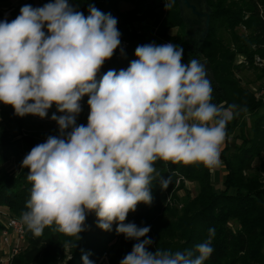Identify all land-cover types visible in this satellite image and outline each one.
<instances>
[{
	"label": "clouds",
	"instance_id": "obj_1",
	"mask_svg": "<svg viewBox=\"0 0 264 264\" xmlns=\"http://www.w3.org/2000/svg\"><path fill=\"white\" fill-rule=\"evenodd\" d=\"M87 16L69 0L26 4L0 20V104L17 117H48L58 127L21 162L31 184L21 222L35 236L55 225L68 235L96 227L135 241L119 264H205L215 230L191 249L150 251L149 226L125 223L138 204L152 202L157 160L219 164L227 124L236 105L212 102L206 65L182 62L171 42L139 45L127 68L100 69L121 44L117 18L88 4ZM123 55V49H120ZM87 96L86 124H77ZM61 113V115H57ZM142 237H147L141 239ZM83 253L82 264H94Z\"/></svg>",
	"mask_w": 264,
	"mask_h": 264
},
{
	"label": "trees",
	"instance_id": "obj_2",
	"mask_svg": "<svg viewBox=\"0 0 264 264\" xmlns=\"http://www.w3.org/2000/svg\"><path fill=\"white\" fill-rule=\"evenodd\" d=\"M7 1L0 0V7ZM48 2L43 0V5ZM69 3L85 16L88 4H93L117 18L121 44L104 63L98 78L108 70L127 68L135 59L134 51L139 45L171 42L184 48L182 62L198 58L209 63L213 103L222 107L237 106L234 118L227 124L226 142L219 156L225 172L223 190L214 191L212 168L199 163L157 160L151 204H138L125 223L151 226L147 234L153 240L150 251L191 249L205 241L208 229L213 228L214 250L205 264H264V93H260L264 87L250 92L237 77L242 70L250 68L261 69L264 76V0H206L210 23L203 38L183 21L177 0H69ZM123 4L128 9H122ZM24 5L15 8L9 18L1 17L0 13V20L11 22ZM176 28L178 32L171 34ZM238 58H242L240 64H237ZM87 99L82 97V108L83 104L87 105ZM88 111L87 107L82 124L87 123ZM247 114L252 118L250 132L246 135L242 127L241 143L230 152L228 138L237 121ZM0 120L3 124L0 127V207L21 220L28 210L26 202L31 189L26 179L28 170L21 167V162L32 147L46 140L47 135L39 134V131L46 132V124L32 115L17 117L11 106L3 104ZM33 131L38 134L33 135ZM12 159L18 168L16 175L7 170ZM256 160L259 164L253 167ZM185 182L195 185L194 195L184 188ZM183 188L186 192L180 198L177 193ZM232 223L236 224L235 228ZM85 226L79 239L61 232L55 225L45 227L40 236L24 226L26 246L22 245L8 264H82L83 253H90L89 259L94 264L105 254L109 264H119L135 243L125 240L123 234L117 235L115 223L112 231L100 230L94 213L86 216ZM1 228L0 224V231Z\"/></svg>",
	"mask_w": 264,
	"mask_h": 264
},
{
	"label": "rangeland",
	"instance_id": "obj_3",
	"mask_svg": "<svg viewBox=\"0 0 264 264\" xmlns=\"http://www.w3.org/2000/svg\"><path fill=\"white\" fill-rule=\"evenodd\" d=\"M32 3L33 4V7H41L43 6V0H8L7 2H5L4 4L1 5L0 7V13H1V17L3 18H9L10 17V14L11 12L17 8L18 6L20 5H23V4H27V3ZM122 9H128V5H122L121 6ZM178 32L177 28L176 29H173L171 31V34H176ZM238 63L237 64H240L242 62V58H238L237 59ZM261 68V67H259ZM237 77L239 78V80L241 81V84L248 90H250V92H257V90L259 88H262L264 87V76H263V73H262V70L261 69H256V68H250V69H245V70H242V72H240ZM260 93H264V90H261ZM2 104H0V107H1ZM86 108H87V105L86 104H83V108H82V111L81 113L79 114V119L77 120V124H82L81 121L83 120L82 116L84 115L85 111H86ZM56 111L55 109V106L53 105L52 108H50L48 110V116L45 117L44 119H41L39 117H36V116H33L35 120L43 123V124H46V132H43V131H39V134H44V135H47L50 136L52 134H57L58 132V127L56 125V123L54 121H51L48 117H50L54 112ZM262 112V110L260 111V113ZM57 115H61V113H57ZM77 117V118H78ZM251 124H252V118L250 116V114L246 115L245 118H242L241 120H238L237 123L235 124V126L233 127V131L231 132V136L228 138V144L230 146V152H233L237 146H239V144L241 143V134H242V127L244 128V132L246 135L249 134L250 132V129H251ZM3 126L1 120H0V127ZM47 126H49V128L47 129ZM10 130V132L12 134H15V131L12 129V128H8ZM33 135H37L38 132L37 131H33L32 133ZM15 159H12L10 161V163L7 165L8 166V171L10 173H12L13 175H16L18 172V168L16 166V162L14 161ZM259 164V161L256 160L255 163L253 164V167H257ZM223 172H224V169H223V164H222V161L219 159V164L212 168V176H213V182H214V191L219 193L223 190V184H222V180H223ZM178 184V182H177ZM184 188H187L192 195H194L195 193V185L192 184V183H189V182H185V185H184ZM181 189L178 191V195L180 196V198H183L182 196L184 195V193L186 192L185 190ZM5 211L8 213V211L5 209ZM235 223H232L231 226L233 228H235ZM0 246L1 248H3L2 244H1V240H0ZM26 246V244L23 243V248ZM4 255H0V260L4 259L3 258ZM70 259L67 258V261ZM109 259H108V255H104L102 256L95 264H109ZM0 264H6V263H3L2 261H0Z\"/></svg>",
	"mask_w": 264,
	"mask_h": 264
},
{
	"label": "built area",
	"instance_id": "obj_4",
	"mask_svg": "<svg viewBox=\"0 0 264 264\" xmlns=\"http://www.w3.org/2000/svg\"><path fill=\"white\" fill-rule=\"evenodd\" d=\"M0 224L2 225L0 239L4 248V259L0 261L8 264L10 259L22 248L25 236V225L20 219L10 215L1 207Z\"/></svg>",
	"mask_w": 264,
	"mask_h": 264
},
{
	"label": "water",
	"instance_id": "obj_5",
	"mask_svg": "<svg viewBox=\"0 0 264 264\" xmlns=\"http://www.w3.org/2000/svg\"><path fill=\"white\" fill-rule=\"evenodd\" d=\"M177 5L183 21L192 31L200 32L203 38L208 33L210 23L206 0H177ZM200 61L206 65L209 72V63L206 60Z\"/></svg>",
	"mask_w": 264,
	"mask_h": 264
},
{
	"label": "crops",
	"instance_id": "obj_6",
	"mask_svg": "<svg viewBox=\"0 0 264 264\" xmlns=\"http://www.w3.org/2000/svg\"><path fill=\"white\" fill-rule=\"evenodd\" d=\"M225 142H226V138H225V141H224V143L221 145V151L223 150V148H224V144H225ZM220 151V152H221ZM223 169H224V166H223ZM212 174H214V173H212ZM224 174H225V172H223V176H224ZM212 179H213V176H212ZM1 240V239H0ZM0 255H4V248H1V246H0Z\"/></svg>",
	"mask_w": 264,
	"mask_h": 264
}]
</instances>
